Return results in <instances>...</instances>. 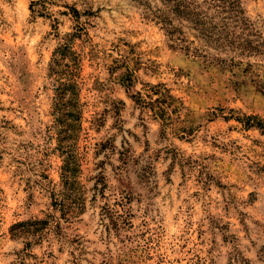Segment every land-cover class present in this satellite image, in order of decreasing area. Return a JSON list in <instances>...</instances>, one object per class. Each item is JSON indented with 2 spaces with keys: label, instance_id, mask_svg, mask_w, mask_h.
<instances>
[{
  "label": "rangeland",
  "instance_id": "374dc122",
  "mask_svg": "<svg viewBox=\"0 0 264 264\" xmlns=\"http://www.w3.org/2000/svg\"><path fill=\"white\" fill-rule=\"evenodd\" d=\"M236 1L232 48L171 40L156 0H0V264H264V134L238 120L264 123V0Z\"/></svg>",
  "mask_w": 264,
  "mask_h": 264
},
{
  "label": "trees",
  "instance_id": "16d2710c",
  "mask_svg": "<svg viewBox=\"0 0 264 264\" xmlns=\"http://www.w3.org/2000/svg\"><path fill=\"white\" fill-rule=\"evenodd\" d=\"M159 5L151 6L143 4L144 14L160 24L171 40H178L175 34H180V27H188L196 34L198 40L205 44L216 46L234 47L233 35L235 29L244 30L246 25L242 17L241 6L236 0H156ZM150 6V7H149ZM33 11V10H32ZM179 26H175L174 23ZM186 24L187 26H184ZM174 38V39H173ZM240 47V46H238ZM237 47V48H238ZM243 49V47H242ZM69 43L60 46L54 53L50 74L54 85V112L58 130L64 133L66 138H72V132L76 131V122L79 119L78 86L73 81V71L78 67L77 57H71ZM72 58L73 64H65ZM74 66V67H73ZM244 129L257 128L264 134V123L256 116H246L238 119ZM63 130V131H62ZM65 162L62 167L64 175L62 179L66 186L73 189L75 161ZM69 190V188H66Z\"/></svg>",
  "mask_w": 264,
  "mask_h": 264
}]
</instances>
